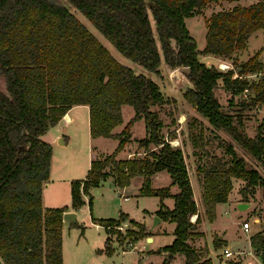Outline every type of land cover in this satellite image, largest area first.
<instances>
[{"label":"trees","instance_id":"trees-1","mask_svg":"<svg viewBox=\"0 0 264 264\" xmlns=\"http://www.w3.org/2000/svg\"><path fill=\"white\" fill-rule=\"evenodd\" d=\"M66 1L123 56L145 69L158 71L160 52L167 65L180 67L189 84L184 99L210 125L222 129L243 147L264 171V116L255 134L248 136L241 116L224 112L214 93L220 79L232 95L250 91L249 102L241 104L264 103V65L257 58L258 52L235 64L236 76H232L233 68L221 71L214 63L199 59L200 54H212L235 63L233 53L245 48L251 33L264 29V0L212 12L205 19V44L200 50L184 19L207 3L220 0ZM251 74L259 75L248 78ZM0 81V264H62L61 227L66 208L41 205L51 145L40 136L74 104L88 106L91 137H114L118 142L113 152L90 161L84 178L70 182L71 206L83 204L81 195L88 194L90 187L108 175L123 186L131 176L140 174V194L158 196L155 214L174 223L172 241L159 250L171 255L182 253L184 264H212L207 249L203 253L187 241L199 214L183 151L160 136L162 122L151 107L160 105L163 95L150 77L118 62L59 0H0ZM122 104L132 106L133 116L113 133L112 128L122 122ZM135 119L144 122L145 135L137 139V144L145 154L116 159L115 152L129 140V128ZM190 136L193 153L197 154L198 140ZM225 151L232 161L212 154L196 166L208 217L213 215L215 203L226 201L232 177L247 176L241 189L244 194L245 189L262 183L258 171L246 168L230 142L225 143ZM159 170L169 174L170 183L151 188L149 177ZM169 185H176L178 191L171 194ZM167 196L173 198L171 208L161 201ZM194 214L193 223L189 217ZM124 217V213L117 218L92 217V222L109 226ZM129 222L137 227L136 231L126 230L134 241L149 234L143 224L133 219ZM261 222L264 225V211ZM249 244L255 255L264 258V228L249 236ZM212 246L220 247L218 238L212 240ZM104 250L112 252L108 246ZM159 264L168 261L164 258Z\"/></svg>","mask_w":264,"mask_h":264},{"label":"rangeland","instance_id":"rangeland-1","mask_svg":"<svg viewBox=\"0 0 264 264\" xmlns=\"http://www.w3.org/2000/svg\"><path fill=\"white\" fill-rule=\"evenodd\" d=\"M63 3L69 11L82 23L85 27L109 50L111 55L117 59L122 60L123 64L132 68L135 73H141L150 77L159 87L163 95V102L160 105L151 107L160 121L162 126L160 128V136L173 146H178L182 149L184 155V161L186 167L192 171L191 172V188L193 193V199L197 207L199 214V222L195 223V228L192 230V236L187 239L188 243L192 245L197 250H201L204 253L206 247L204 246L202 239L200 238L204 232L205 241H209L208 245L214 238H218V234H222L223 238L226 239V245L221 246L211 251L207 257L210 258L211 263L214 264H247L246 262L251 259V264H259L260 258L252 253L249 255L245 253L230 255L225 257L222 252L226 247L232 252L242 249L247 251L248 247V235H251L257 231L264 228L262 224V214L264 211V171L260 166L259 162L252 157L243 147H241L236 141H234L225 131L219 128H215L210 125L207 120L201 116L194 107H192L183 97V92L188 88L189 84L184 80L180 67H170L167 65L160 52V62L157 68V72L149 71L145 69L140 64L128 59L123 56L83 15L82 13L71 6L66 0H59ZM256 0H220L218 2H209L202 6L195 14L186 17L184 19L185 25L189 31V34L193 37L197 49H202L205 44V19L210 16L212 12L220 9H227L235 4L248 5ZM148 15L150 17V24L152 29V34L155 39L157 48L159 49V43L157 40V35L155 31V25L153 19L151 18L150 10L147 9ZM160 50V49H159ZM260 50V58L264 61V30H258L254 34H251L247 41L246 47L239 52V50L233 53L235 63L231 59L222 58V60L217 59L211 55L206 56L200 54L199 59L205 62L214 63V65L221 71L233 68L234 72L232 76L237 75V69L235 64L245 61L248 55H252L255 51ZM220 63L228 65L227 69H220ZM264 72V68H263ZM259 74L248 75V78H257ZM0 86L3 89V83L0 81ZM214 93L221 105V109L224 112L230 114H239L243 120V131L248 136H253L256 131L257 124L261 121L264 116V106L259 108L261 103L252 105H243L242 102H249L250 91H244L239 94H230L222 85L221 80H218V85L214 90ZM133 116V108L131 105L123 104L121 106V117L122 122L116 127L117 130L122 128L124 124L131 119ZM115 129V130H116ZM130 138L125 143L124 151L120 153L119 156H124L127 151L131 154L135 152H140V154H133L131 156H143L142 147H138L137 139L145 135V127L142 119H135L129 128ZM191 134H193L198 140L197 146L195 148L196 153H193V146L191 141ZM175 138V139H174ZM105 142V149H107L103 154H99L102 158L108 152H113L111 149L112 144H117L118 140L112 137H99L97 142ZM230 142L233 146L236 155L241 157L246 165V168H255L258 174L262 178V183L249 187L245 189V194L241 192L242 187L247 181V176L245 178L232 177L231 188L228 194V201L217 202L214 205L213 215L208 217L204 210L201 201L200 190L202 187L201 182H196L195 176H201V174L196 170L197 164L203 162L208 156L216 154V156L224 159L225 161H232L230 154L225 151V143ZM151 146V145H149ZM77 164L81 163V157ZM193 162V163H192ZM110 167V166H109ZM107 166L105 170H108ZM188 169V170H189ZM189 177V175H188ZM106 178V177H105ZM197 179V178H196ZM201 177L198 178L200 181ZM141 178L135 176L131 179L128 187V191L125 194L129 195L128 199L125 201H119L122 199L123 194H119L111 186L101 187L95 186L89 190L87 196H85V202L77 209L76 222L79 224L69 225L64 224L62 228V245L65 261H72L76 258L80 264H129L131 260H136L138 264H143V258L140 255H144L145 252H141L140 241L145 247L153 246L149 245V242H144L143 240H133L126 234V228H131L130 230H137L131 222L128 221L126 217L122 218L124 220L125 226L123 231H118L117 237L120 245H124L125 241H129V250L121 252L120 248L113 249L110 245V238L115 236L114 229H104L103 226L100 228H95L91 223L90 212L93 216H116L119 209L126 211L130 217L138 220L141 216L140 202H137L135 197L132 195L137 192L140 186ZM170 181L169 174L165 170L159 171L151 181L154 186L162 187L167 186ZM106 186V185H104ZM177 189L176 186H173ZM173 187H170L172 189ZM120 196V198H119ZM88 198H90V206L88 205ZM155 196L146 197L147 206L155 205ZM241 200L247 202L246 208L239 210L236 201ZM119 202L120 206H119ZM250 203V204H249ZM195 214L190 215L189 220L195 222ZM258 220H257V219ZM247 220L249 222L248 231H243L241 228V222ZM202 221V222H201ZM201 224L199 225V223ZM256 224V226H255ZM174 223L168 220H164L158 229H165L166 232L161 236V243L168 244L171 242ZM200 226V227H199ZM157 229V230H158ZM108 236H107V232ZM107 237V240H106ZM139 239H143L139 238ZM212 239V240H211ZM106 240V241H105ZM127 241V243H128ZM197 243L195 244V242ZM104 243L106 245H104ZM136 247L133 248L132 246ZM104 246L111 247V254H104L101 250ZM124 248V247H123ZM97 249H101L100 251ZM147 250V249H145ZM144 250V251H145ZM163 253V252H162ZM168 253H166L167 257ZM246 255V257H243ZM106 256H109L107 258ZM159 257L158 254L152 253L150 258ZM141 258V259H140ZM249 258V259H247ZM140 259V260H139ZM164 260V259H163ZM253 261V262H252ZM162 262V261H161ZM184 262V256L182 253H176L171 259L170 264H180ZM69 264V262H67ZM146 264H159L153 261L146 262ZM250 264V263H248Z\"/></svg>","mask_w":264,"mask_h":264},{"label":"crops","instance_id":"crops-1","mask_svg":"<svg viewBox=\"0 0 264 264\" xmlns=\"http://www.w3.org/2000/svg\"><path fill=\"white\" fill-rule=\"evenodd\" d=\"M258 30H261V29H258ZM258 30L254 31L251 34H254ZM262 30H264V29H262ZM242 50H239V52H241ZM255 52H258L257 58L264 65V61L260 58V50H257ZM208 55H211L217 59L220 58V57H217V56L212 55V54H206V56H208ZM249 56H251V55H248L247 57H249ZM220 60H222V58H220ZM117 61L123 64L122 60H120V61L117 60ZM206 63H209V62H206ZM121 106H120V110H121ZM263 106H264V103H261L259 108H262ZM118 125H116L115 127L112 128L113 133H118L123 128L122 127L119 130H117L116 127ZM40 137L42 140L48 142L51 145V159H50L48 178L43 182L42 188H41V205L43 208H46V207H65L66 209L64 210V212H73L74 213V220H71L69 222L62 220L61 259H62V264H67V262H69V264H80V262L78 261L77 258L75 260H72V261H69V260L65 261L64 252H63V245H62V228H63L64 224H66V223H68L69 225L77 224L79 226V224L76 222L75 219H76V215H77V209L82 205L81 204L78 207H72L71 206L70 182L72 180H75V179L84 178V176H85V174L89 168L90 161L95 156H99V154H103L107 150V149H105L106 148L105 142L104 143L103 142L101 143V141L97 142V139L99 137H102V136H97V137H91L90 136L89 113H88V106L86 104L70 105L66 109V111L64 112L63 116L55 124L50 125L47 128V130ZM104 138H107V137H104ZM112 138H114V137H112ZM116 145L117 144L111 145L112 151L115 149ZM192 150H194V148ZM122 151H124V146L119 151L115 152V158L116 159L129 158V157H131V155H133L135 153L140 154V152H138V151L135 153H132V154L130 151H127L124 156H119ZM108 153H110V152H108ZM144 154H145V152L142 151V155H144ZM79 157H81L82 160H81V163L77 164L78 161L80 160ZM187 169H189V167ZM159 171H161V170H159ZM159 171L152 173L149 177L151 188H158V186L152 185L151 181L153 179V176H155L157 173H159ZM191 172L192 171L189 169L188 170L189 181L191 180ZM135 176H139L141 178V181H140V186H141L142 181H143V176L140 174H136V175L131 176L128 179V183L123 185V186L117 185L116 182L114 181V178L111 175H108L104 180L100 181V183L96 186H101V187L111 186L113 188V190L118 192L120 195L123 194L122 199L119 196V198H120L119 201H121V200L125 201L129 197V195L125 194V192L128 191L129 183H130L131 179ZM198 178H200L199 175L195 176L196 182H200L198 180ZM169 183H170V181H169ZM104 185H106V186H104ZM140 186H139V188H140ZM173 186H176V185H169V191L171 194H174L178 191V188L175 189ZM93 187H95V186H93ZM170 187H173V188L170 189ZM91 188L92 187H90L89 190ZM139 188L137 189L136 193L132 194L135 197L136 201L141 203V205H140L141 216L138 220L133 219L132 217H130L128 215V213L126 211H123L120 209H119L116 216H106V217L99 216L98 217V216H93L90 212L89 216L91 219V223L94 225V227L100 228L102 225L92 222V217L93 218H117L120 213H124L125 217L128 219V221H129V219H133V220L143 224L145 226V230H146V228L151 224L152 216L156 215L155 211L157 210V208L159 206V198H158V196H155V195L140 194ZM89 190H88V193H89ZM201 191H202V187L200 190V196H201ZM228 194H229V192H228ZM228 194H227L226 201H228ZM81 196H82L83 201L85 202V196H87V194H82ZM149 196H155L156 200L154 202L155 203L154 206L153 205L147 206L146 197H149ZM161 201L168 208H171L173 206V198L170 196L164 197ZM226 201H224V202H226ZM84 202H83V204H84ZM238 202H243V201L238 200V201H236V204ZM120 203L121 202H119V206H120ZM163 221L164 220L159 219L157 224L148 232L149 234L147 236L143 237V239L137 240V242L139 240H143V243L149 242V245L153 244V246L145 247V249H147V250L144 249V245L141 243L142 241H140V245H138L141 247V249H143L141 252H145L144 255H140V257L143 258V260L146 262L153 261L155 263H161V261H163L164 258L167 259L166 253L159 250V248L161 246L166 245V244H162L161 239H160L161 236L163 234H165L166 230L165 229H162V230L158 229L160 224ZM201 222L199 223V225L201 224ZM242 222H241V224H242ZM255 226H256V224H255ZM241 228H242V226H241ZM200 231L203 233V235L200 238L202 239V242L208 251V256L211 253V251L214 252V250L221 248V246L226 245L227 241L225 238H223L222 234H220V233L217 235L219 242H220V247L214 248L211 243L208 245L209 241H205L204 232L202 231L201 228H200ZM243 231H245V230L243 229ZM171 233H172V231H171ZM107 236H108V232H107ZM172 236H173V234H172ZM249 236L250 235H248V247H249V249L247 251H244L242 249L236 250V252H232V254L234 253L233 256H235V254H240L242 256V254L245 252L247 255H249V253H250V254H252V256H254L253 255L254 251L252 253L253 249L249 244ZM147 237H150V240H147ZM172 239H173V237H172ZM172 239H171V241H172ZM196 243H197V241L195 242V244ZM97 250H99V249H97ZM225 250L231 251L227 247ZM103 251L105 252V250L104 249L101 250V252L104 254ZM152 253L158 254L159 257L150 258V256H152ZM221 253H223V252L221 251ZM175 254L171 255V257L169 259H167L168 264H170V261L175 256ZM106 257L109 258V256H106ZM225 257H229V256H225ZM243 257H246V255H243ZM247 259H249V258H247ZM146 262H144L143 264H146ZM246 263L251 264V259L249 261H247ZM102 264H106V262H103ZM129 264H138V262L133 259L130 261ZM180 264H184V263H180ZM212 264H214V263L212 262ZM223 264H225V263H223ZM226 264H227V262H226Z\"/></svg>","mask_w":264,"mask_h":264},{"label":"built area","instance_id":"built-area-1","mask_svg":"<svg viewBox=\"0 0 264 264\" xmlns=\"http://www.w3.org/2000/svg\"><path fill=\"white\" fill-rule=\"evenodd\" d=\"M219 68L220 69H227L228 68V65L227 64H224V63H220V66H219ZM63 116V115H62ZM169 143H170V141H169ZM103 226V225H102ZM125 226V222H124V220H120L117 224H115V225H109V226H103L104 227V229H111V228H113L114 229V232H116L115 233V236L114 237H111L110 238V245H111V247L113 248V249H115V248H120V251L121 252H125L126 250H129V249H127V248H129V245H131L130 244V242L128 241V243H127V241H125L124 242V245H120V243L118 242V240H119V238L117 237V233H118V231H123V227ZM241 226H242V228L245 230V231H247L248 230V228H249V222L247 221V220H245V221H243L242 222V224H241ZM126 229H131V228H126ZM128 246V247H127ZM110 247V248H111ZM124 247V248H123ZM127 247V248H126ZM133 248H135L136 246L135 245H133L132 246ZM224 252H223V254H224V256H230L231 254H232V251H228V250H223ZM259 264H264V258H262V259H260V262H259Z\"/></svg>","mask_w":264,"mask_h":264},{"label":"water","instance_id":"water-1","mask_svg":"<svg viewBox=\"0 0 264 264\" xmlns=\"http://www.w3.org/2000/svg\"><path fill=\"white\" fill-rule=\"evenodd\" d=\"M248 205L247 202H238L237 203V207L239 210H242L244 208H246ZM159 217L157 215H153L151 218V224L146 228V232L148 233L159 221ZM62 220L64 221H71L74 220V213L73 212H63L62 213ZM147 240H150V237H147ZM171 257V254L167 255V259H169Z\"/></svg>","mask_w":264,"mask_h":264}]
</instances>
